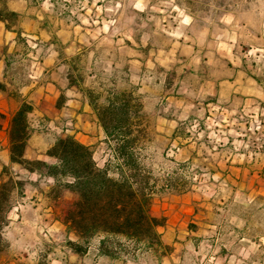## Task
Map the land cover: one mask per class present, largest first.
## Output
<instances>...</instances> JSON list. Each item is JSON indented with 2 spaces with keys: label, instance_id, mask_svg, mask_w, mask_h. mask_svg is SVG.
<instances>
[{
  "label": "rangeland",
  "instance_id": "374dc122",
  "mask_svg": "<svg viewBox=\"0 0 264 264\" xmlns=\"http://www.w3.org/2000/svg\"><path fill=\"white\" fill-rule=\"evenodd\" d=\"M15 4L47 12L42 25L55 29L61 45L88 48L84 57L71 59L72 74L86 78L111 128L123 123L119 107L127 111L122 131H132L136 162L127 170L147 182L152 211L165 225L154 248L110 237L111 250L142 264H160V255L165 264H264V0H0L3 9ZM194 14L196 22H210L211 28L214 23L215 31L223 29L215 23L232 21L230 30L241 36L236 46L223 49L226 56L211 65V73H195L191 60L179 55L182 19ZM147 42L153 54L167 48L168 61L153 59L145 68L140 54ZM209 76L222 82L202 87L199 78ZM231 78L243 94H230L224 81ZM104 131L96 161L115 170L122 162L113 149L117 133L109 137ZM15 172L6 173L9 187L17 182L25 190L28 181L16 179ZM53 190V197L61 195L55 200L62 214L72 194L57 183ZM27 227L28 239L15 247L19 255L61 250L62 233ZM5 239L3 252L11 248Z\"/></svg>",
  "mask_w": 264,
  "mask_h": 264
},
{
  "label": "crops",
  "instance_id": "0c3cea01",
  "mask_svg": "<svg viewBox=\"0 0 264 264\" xmlns=\"http://www.w3.org/2000/svg\"><path fill=\"white\" fill-rule=\"evenodd\" d=\"M2 10L15 12L19 19L17 23L0 19V187L7 179V171L11 170L19 173L16 179H25L28 182L25 190L15 182L5 231L11 248L1 254L0 263L41 264L47 260L49 264H142L129 255L105 253L101 249L104 235L100 234L90 240L83 253L71 249L68 241H78L79 238L69 231L57 210V202L52 196L57 180L12 161L10 138L12 122L24 104L30 106L24 153L25 158L29 160L53 162L54 158L47 152L62 134L73 135L82 143L90 145L97 160V150L105 143L107 135L95 100L85 83L86 78L78 79L72 74L71 59L77 55L84 57L88 48L76 49L70 41L61 45L55 29L48 31L42 25L41 19L46 16L43 13L47 12L28 9L23 4L19 6L15 4L9 10L6 7L0 8V11ZM210 24L196 22L195 14L190 16L189 20L182 19L181 22L182 43L178 42V45L183 52L179 55L182 60H191L194 65L192 70L198 74L211 73V65L217 60L220 62L224 60L226 55L223 49L227 46H236L241 41L238 31L230 30L234 27L232 21L221 20L220 23H215L223 28L221 31H215L214 23L212 28ZM147 45L148 42L143 44V52L140 54L145 68L152 65L153 59L154 64L160 65L168 61V54L165 52L167 48L153 54L152 48ZM72 48L76 51L71 52V55L68 51ZM86 69H89V66ZM85 72L92 74L90 77L94 76L91 71ZM199 80L202 81V87L209 89L216 88L217 83L222 82L219 81L221 79H212L210 76ZM224 83L231 86L230 94H243L238 90L237 79L231 78ZM35 178L47 179L51 184L46 188L39 187L33 182ZM27 225L36 227L44 225L50 236L62 233L65 240L61 250L51 251L46 256L39 253L32 256L19 255L15 247L22 246L19 243L28 239L24 237L25 231L28 230ZM35 237L39 239L37 231ZM163 258L159 256L160 264H165Z\"/></svg>",
  "mask_w": 264,
  "mask_h": 264
},
{
  "label": "trees",
  "instance_id": "16d2710c",
  "mask_svg": "<svg viewBox=\"0 0 264 264\" xmlns=\"http://www.w3.org/2000/svg\"><path fill=\"white\" fill-rule=\"evenodd\" d=\"M15 12L0 11V19L10 20ZM114 103L110 102L112 106ZM98 108V107H97ZM122 125L110 127L104 112L99 110L100 119L109 137L116 135L114 153L121 160L115 170L109 162L100 165L94 158V150L76 139L73 135L62 134L48 150L53 162L29 160L25 158L26 139L28 137V113L30 106L24 104L13 118L10 132L12 161L31 171H39L57 180V186L66 188L72 197L62 210V217L69 231L79 240L68 241L75 252L83 253L95 235H104L101 249L112 253L109 238H124L146 249L161 243L159 227L165 225L162 218L152 211V195L147 182L132 175L128 168L135 165L131 150L135 140L129 138L132 133L126 127L127 111L119 107ZM64 181V182H62ZM6 179L0 187V256L8 246L3 229L8 224V211L11 208V196L15 187ZM54 192V190H53ZM60 198L61 195H54ZM44 264V263H41Z\"/></svg>",
  "mask_w": 264,
  "mask_h": 264
}]
</instances>
